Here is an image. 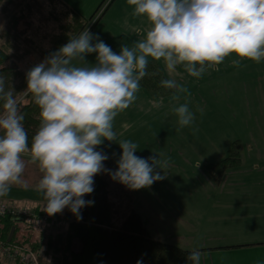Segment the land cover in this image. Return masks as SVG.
Returning <instances> with one entry per match:
<instances>
[{
	"label": "clouds",
	"instance_id": "obj_1",
	"mask_svg": "<svg viewBox=\"0 0 264 264\" xmlns=\"http://www.w3.org/2000/svg\"><path fill=\"white\" fill-rule=\"evenodd\" d=\"M127 3L134 6L133 15L151 22L143 39L131 47L122 43L117 53L84 29L27 71L26 89L40 109V125L30 144L15 90L0 76V197L22 182L24 152H30L31 162L42 173L35 187L46 201L48 215L67 208L77 220L82 219L81 210L94 203L85 196L93 192L94 177L101 172L131 190L151 186L165 178L168 159L158 164V158L136 155V143L117 141L113 128L118 112L135 101L139 81L148 75V58L163 59L170 74L179 65L197 78L230 53L257 63L264 59V0ZM91 53L96 54L95 63L85 59ZM233 63L238 66L240 60ZM160 85L175 89V99L188 91L172 78L160 80ZM173 112L181 128L194 121L187 103L175 106ZM105 140L121 149L115 170L105 167L109 156L98 147ZM201 258L196 247L186 259L188 264H201Z\"/></svg>",
	"mask_w": 264,
	"mask_h": 264
},
{
	"label": "rangeland",
	"instance_id": "obj_2",
	"mask_svg": "<svg viewBox=\"0 0 264 264\" xmlns=\"http://www.w3.org/2000/svg\"><path fill=\"white\" fill-rule=\"evenodd\" d=\"M63 1L76 8L85 18H89L102 3L106 4L111 0ZM112 6L101 23L91 32L97 34L105 43L108 40L107 44L118 53L122 43H127L131 47L134 41L143 39L151 27V22H147V18L128 20L134 16L132 14L133 5L117 10H112ZM10 11L18 16L28 15L29 17L27 21L29 24L25 23V19L19 21V29L25 32L31 45L30 54L19 62L20 68L26 70L40 59L38 51L48 49L53 36L60 31L54 14L61 12L62 8L53 4L51 0H0V33L6 27V17ZM126 11L129 15H125ZM121 16L125 18L122 19ZM117 22H119L118 25ZM3 43L4 40L0 38V45ZM95 55V53L87 54L85 59L89 63H95ZM235 59L240 60L238 66L233 63ZM225 61L227 62L224 63ZM177 70H179L178 67L172 73L173 77L181 79V84L188 91L195 95L202 94L203 104L209 108V111L203 115L199 114L191 125L182 128L179 127L174 113H169L168 110L159 115L133 114L125 125V114L118 112L113 120L117 141L131 140L137 145L136 155L144 158H158L156 161L158 164L167 158L168 166L164 170L166 174L164 179L137 190H131L112 180L107 173L101 172L106 176L109 184L112 218L115 226L119 225L121 219L133 207L143 216L153 232L169 231L168 214L171 211L168 207L170 203H173L177 209L187 211L188 214L193 213L201 222L208 214L214 212L212 204L193 203L198 198L195 194H191L190 199L187 200L184 189L190 191L211 187L213 183L206 166L225 159L236 141L240 144L242 164L240 168L238 167L239 169L227 173V179L223 185L264 186V59L257 63L247 58H238L235 53H230L219 65H216V71L207 70V74L203 73L199 78L190 76L186 70L178 74ZM154 94L160 96L158 102L163 105L164 99L167 98L165 95L169 93L159 95L154 92ZM150 96L152 97L151 94ZM168 102L166 99V103ZM128 124L132 125L129 131H127ZM226 144L230 145V148H227ZM98 147L108 154L112 170H115V161L121 152L119 145L105 140ZM223 149L228 150L227 154L225 151L221 152ZM214 153L217 155L209 157ZM104 164L108 168L105 161ZM28 183H32L31 176L30 174L26 176L24 172L22 182L13 184L10 188L23 187ZM173 192H176L174 200L170 196ZM8 199V195L0 197V201ZM159 205L160 207H157ZM64 212L65 210L61 211L63 214ZM175 213L179 214L177 211ZM61 219L50 230L53 231L58 227L65 229L67 225ZM181 221L182 224L179 226L187 229L185 221L182 219ZM180 244L183 245L182 242ZM80 248L81 243L75 240L73 250L79 252ZM0 259L4 260V257ZM50 260V258L46 259V262L57 264Z\"/></svg>",
	"mask_w": 264,
	"mask_h": 264
},
{
	"label": "trees",
	"instance_id": "obj_3",
	"mask_svg": "<svg viewBox=\"0 0 264 264\" xmlns=\"http://www.w3.org/2000/svg\"><path fill=\"white\" fill-rule=\"evenodd\" d=\"M51 2L62 8L61 12L54 14L60 31L51 37L48 49L38 51L40 59L26 70L20 68L19 62L30 54L31 45L25 32L19 29V21L25 19V23L29 24L28 15L24 17L18 16L15 12H8L6 27L0 33V38L4 40L3 45H0V76L5 78L6 86L12 85L15 90L19 110L25 116L23 123L29 144L40 125V109L34 103L32 94L26 89L27 71L82 30L93 31L115 0L102 3L89 18H85L81 12L62 0ZM147 72L148 75L139 81L142 87L149 91L166 93L173 91L160 85V80L167 78L157 65L149 62ZM232 146L225 159L206 166L216 182L223 178L227 170L241 166L240 144L235 142ZM106 164L112 169L110 163ZM85 199H92L94 203L81 210L82 219L77 220L68 209L65 210L61 219L67 223L65 229L54 232L50 229L36 228L23 220L3 217L0 218V237L9 240L11 236L12 243L35 252L42 264H49L46 258L57 264H137L138 260L141 264H188L186 258L190 251L153 239L141 216L133 207L129 209V213L119 226L114 225L108 183L104 174L95 175L94 190L86 194ZM75 240L81 243L79 252L73 250Z\"/></svg>",
	"mask_w": 264,
	"mask_h": 264
},
{
	"label": "crops",
	"instance_id": "obj_4",
	"mask_svg": "<svg viewBox=\"0 0 264 264\" xmlns=\"http://www.w3.org/2000/svg\"><path fill=\"white\" fill-rule=\"evenodd\" d=\"M128 5L130 4L127 3V0H117L112 6V10H117L124 6L128 7ZM125 15H129L128 11H126ZM123 17L121 16L122 19L125 18ZM141 18L146 17L134 15L128 18V20H139ZM148 21L149 20L147 19V22ZM118 24L119 22H117V25ZM106 43H108V40ZM148 59L149 62L154 63L161 69L163 75L167 79H176L181 84V79L174 78L172 73L170 74L168 72L164 61L161 59L154 60L151 57ZM226 62L227 61L224 63ZM177 67L179 68V70H177L178 74L185 72V69L182 66L178 65ZM209 70L212 72L216 71V66ZM207 72L208 71H205L204 73L207 74ZM143 88L144 87L142 86L139 87L138 91L135 93V101L130 104L129 107L121 111L122 115L125 114L124 125L133 114H142L143 116L145 114L159 115L166 110H168L169 113H174L173 108L182 103L188 104L189 109L194 113V120H196L199 114L203 115L209 111V108L203 104L204 97L202 94L195 95L193 92L187 91L186 93H179V99H175L173 94L176 90L173 89L175 92L172 91L165 95L167 98L164 99L165 103L162 105L158 102L160 96L158 97L154 92H157L159 95L166 92L149 91ZM143 98L146 99L143 100ZM166 99H168V103H166ZM139 100L141 101L139 102ZM174 116H176L175 113ZM131 129L132 125L128 124L127 131ZM229 146L230 145L226 144L227 148H230ZM107 151L110 152L109 149H107ZM224 151L227 154L228 150L223 149L221 152ZM215 155H217V153H214L209 157ZM21 156L26 163L24 172L26 176L30 174L32 183H28L23 187L14 186L10 188V192L7 194L9 196V201H7L21 207L35 209L38 212L44 211L46 201L42 193L35 187L42 173L39 170L38 164L31 162L30 152H24ZM106 162L111 164L108 159ZM239 168L227 170L219 182L214 181L212 177L209 176L213 183L211 187L197 188L190 191H188L189 189H184L185 198L187 200L190 199L191 194H195L198 198L195 199L193 203L203 202L208 205L212 204L214 212L208 214L201 222L198 221L193 213L188 214L187 211L177 209L174 207L173 203H170L168 207L171 211V214H168V219L170 221L169 231L164 233L156 231L155 233L150 229L151 227H149L143 219V216L137 211L152 238L188 251L199 247L202 252L201 264H257V261L264 262V186L252 185L248 187H240L223 185L227 179V173ZM176 192L170 194L172 200H174ZM157 207H160V205ZM66 209L67 208L64 210ZM176 211L179 212V214H176ZM181 219L187 224V229L179 226V224H182ZM122 220L123 219H121V221ZM65 224L67 225V223ZM57 230L60 231V227L53 229L54 232ZM20 236L19 233V237ZM180 242H182L183 245H181ZM80 250L81 248L79 251ZM0 257H2V255H0ZM46 259L48 260L49 258ZM0 264L12 263L4 258V260L0 259Z\"/></svg>",
	"mask_w": 264,
	"mask_h": 264
},
{
	"label": "built area",
	"instance_id": "obj_5",
	"mask_svg": "<svg viewBox=\"0 0 264 264\" xmlns=\"http://www.w3.org/2000/svg\"><path fill=\"white\" fill-rule=\"evenodd\" d=\"M10 217L23 220L40 229L54 228L62 217V213L48 215L45 211L21 207L8 201H0V218ZM0 253L12 264H42L38 255L27 247L4 240L0 237Z\"/></svg>",
	"mask_w": 264,
	"mask_h": 264
},
{
	"label": "water",
	"instance_id": "obj_6",
	"mask_svg": "<svg viewBox=\"0 0 264 264\" xmlns=\"http://www.w3.org/2000/svg\"><path fill=\"white\" fill-rule=\"evenodd\" d=\"M9 241H11V236H10V238H9Z\"/></svg>",
	"mask_w": 264,
	"mask_h": 264
}]
</instances>
